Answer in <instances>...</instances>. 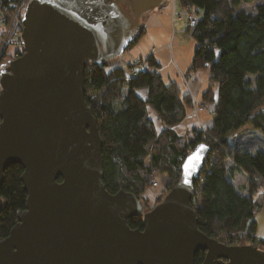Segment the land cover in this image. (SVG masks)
<instances>
[{"label": "water", "instance_id": "1", "mask_svg": "<svg viewBox=\"0 0 264 264\" xmlns=\"http://www.w3.org/2000/svg\"><path fill=\"white\" fill-rule=\"evenodd\" d=\"M165 1L135 0L134 13L125 0L26 3L22 53L0 70V189L17 163L28 196L0 239V264H197L200 250L201 264H264L258 246L228 245L198 227L192 197L211 150L206 143L186 155L177 184L149 211L134 193L105 187L86 65L121 56L142 15ZM135 216L143 229L129 226Z\"/></svg>", "mask_w": 264, "mask_h": 264}, {"label": "trees", "instance_id": "2", "mask_svg": "<svg viewBox=\"0 0 264 264\" xmlns=\"http://www.w3.org/2000/svg\"><path fill=\"white\" fill-rule=\"evenodd\" d=\"M179 1L197 9L198 22L191 32L197 46L188 73L210 69V83L202 97L213 104L212 122L185 134L176 132L175 126L188 115L194 100L179 81L166 80L153 55L129 64L147 62L135 75L111 66L110 61L88 62L85 99L97 118L103 141L104 184L110 193L125 190L143 199L155 174L161 173L170 178L162 193L166 194L177 184L186 155L206 143L211 150L192 197L199 229L228 245L260 248L264 241L255 234L257 204L253 193L260 186L259 180L264 183V0ZM125 3L134 13L135 0ZM144 33L141 22L130 47ZM21 53L22 46L15 53L6 51L4 57L12 60ZM141 89H146L145 96ZM149 109L160 125L150 117ZM248 127L258 130L261 137L239 139L237 134ZM23 172L17 163L4 172L0 239L9 235L18 212L26 208ZM238 173L246 175L248 193L236 184ZM128 224L143 229L142 216L131 218ZM205 255V251H198L195 262L201 264Z\"/></svg>", "mask_w": 264, "mask_h": 264}, {"label": "crops", "instance_id": "3", "mask_svg": "<svg viewBox=\"0 0 264 264\" xmlns=\"http://www.w3.org/2000/svg\"><path fill=\"white\" fill-rule=\"evenodd\" d=\"M170 0L161 6L158 9H153L151 12L148 13L145 20L142 21L145 24V33L142 38L135 43L136 51L133 53L132 48H130L127 52L129 53V57L127 59V63L133 62L141 57H147L149 55H153L155 59L161 64L159 69L162 70L161 72L166 80H177L182 85L184 91L191 93L194 106L199 107L201 111H196L195 109H191L188 115L184 118V120L175 127V130L181 131L189 130L193 126L201 125L205 127L212 122V110L213 104L207 103L205 107H203V103H205L202 94L205 91V87L207 85L206 80L209 78L210 69L203 68L197 71L189 72V68L192 64L195 48L197 46L196 40L193 37H188L184 35V27L186 26V21L184 17H179L174 15V11L178 12L182 9V5L179 0L172 1V4L169 5ZM174 35V37H173ZM180 35V37H178ZM186 38V39H185ZM188 38L193 39L194 41L189 42L188 53L186 54L185 59H179L178 49L183 48V40H188ZM171 46L172 52V60L175 65L171 64L168 65L167 71L164 73V64L162 63V48L164 51L167 50ZM165 54V52H164ZM161 55V56H160ZM166 61L169 60V57L166 56ZM171 60V56H170ZM169 60V61H170ZM119 67V66H118ZM182 78H179V76ZM209 80V79H208ZM202 112L204 115L206 114V118L204 121L200 116L199 113ZM197 114V115H196ZM208 116L211 117L207 118ZM160 125V124H159ZM178 131V132H179ZM257 132L258 130H254L251 128H246L240 130V132ZM183 132V131H182ZM251 136V135H250ZM238 175H244L242 173H238L235 178V182L237 185L241 187V190L244 191V183H245V175L244 178L241 179ZM262 210V211H261ZM255 215L256 220V230L255 234L259 240L264 241V208L261 209Z\"/></svg>", "mask_w": 264, "mask_h": 264}, {"label": "rangeland", "instance_id": "4", "mask_svg": "<svg viewBox=\"0 0 264 264\" xmlns=\"http://www.w3.org/2000/svg\"><path fill=\"white\" fill-rule=\"evenodd\" d=\"M172 1H175V0H170V2H169V5L170 4H172ZM28 2V1H27ZM167 2V0L161 5V6H163L165 3ZM161 6H159V7H161ZM187 5H182V9L180 10V11H178V12H176V11H174V15H176V16H179V17H184V19H185V21H186V26L184 27V35H186V36H188V37H192V34L190 33V28L187 26V17H186V15H185V10H186V7ZM248 8H250V6L248 7ZM154 9H158V7H156V8H154ZM152 11V10H151ZM150 11V12H151ZM149 13V12H148ZM148 13H145L144 15H142V17H141V21H144L145 20V18H146V16L148 15ZM8 22V21H7ZM1 24V23H0ZM9 24L8 23H6V24H1L0 25V31H1V35L3 36V37H5L6 36V34L9 32ZM10 36V35H9ZM173 37H174V35H173ZM178 37H180V35L178 36ZM142 38V37H141ZM140 38V39H141ZM139 39V40H140ZM186 39V38H185ZM185 39L183 40V48H180V49H178V55H179V59H185L186 58V54L188 53V48H189V42L191 41H194L193 39H191V38H188V40H186V42H185ZM138 40V41H139ZM137 41V42H138ZM136 43V42H135ZM17 46H19V45H17ZM21 47V46H20ZM130 48H132V50H133V53L136 51V46H135V44H133L131 47H129L121 56H119V57H117V58H115V59H113V60H110V63H111V66H113V67H123V68H125L126 70H127V72L128 73H131V67H129V64H131V63H134L135 61H133V62H129V63H127V59H128V57H129V53L127 52ZM15 51H16V48H15V46H13V45H9V49H8V52H13V53H15ZM164 52H165V54H164ZM161 54H162V56H161V58H162V63L164 64V73L167 71V68H168V65H171V64H173V65H175V63L173 62V60H172V52H171V46H169V48H167V50L166 51H164V49L162 48V50H161ZM166 56H167V58L169 57V60H170V56H171V60L169 61H167V62H165L167 59H166ZM5 59V60H4ZM8 59V57H2V59H1V61H0V67H1V65H2V62L3 61H6ZM140 59V58H139ZM138 60V59H137ZM139 61H142V60H139ZM7 62H9V61H7ZM6 62V63H7ZM110 66V67H111ZM201 69H203V68H201ZM160 72H163L162 70H160ZM166 74V73H165ZM179 76V78H182V77H180V75H178ZM166 77V76H165ZM167 78V77H166ZM206 83H207V85H206V87H205V89L204 90H206L207 88H208V86H209V80L207 79L206 80ZM139 92L141 93V95L142 96H145L146 95V89H141V90H139ZM190 95H191V93H189ZM192 96V95H191ZM193 98V97H192ZM205 103H203V107H205L206 105H207V103H206V101H204ZM193 109H195V112L197 111H201L200 109H199V107H195V106H193ZM192 109V110H193ZM191 111V110H190ZM149 115H150V117H152V118H154L155 119V121H156V123L159 125V119L157 118V116L154 114V112L152 111V109H149ZM197 115V114H196ZM199 116L204 120V121H207V120H205V118H206V114L204 115L202 112H200L199 113ZM207 118H209V120L211 119V117L210 116H208ZM202 125V124H201ZM201 125H199V127H202ZM175 127H177V126H175ZM194 127H196V126H193V127H191L190 129H193ZM198 127V126H197ZM174 129H176V128H174ZM189 129V130H190ZM188 129L187 130H184V129H182L181 131H179L178 129L176 130V132L177 133H179V134H185L187 131H189ZM179 131V132H178ZM183 131V132H182ZM251 135V136H250ZM261 133L259 132L258 133V135H257V132H239L238 134H237V136H238V138L239 139H244V140H253V139H258L259 137H261ZM156 176H155V178H154V181H156L157 182V185L155 186L154 184H152V186H149V187H147V189L145 190V192L143 193V201H144V203L146 204V207H145V209H146V211H149V210H151V208H153L155 205H157L163 198H164V196L167 194H162V193H164L165 191H164V189H165V186H168V183H169V181H170V178L166 175V174H161V173H157V174H155ZM239 177H241V179H243L244 178V175L242 176V175H238ZM154 183V182H153ZM260 186L261 185H263L262 187L264 188V183H263V181L262 180H259L258 182H257ZM257 184V185H258ZM239 186V185H238ZM258 187V188H256L255 189V193H253V197H254V200L256 201V204H259V205H264V195H263V193H262V191L260 190V188L261 187ZM244 193H248V191H249V184H248V181H247V179H246V175H245V183H244ZM241 188V187H240ZM169 192V191H168ZM159 196H160V199H159ZM262 211V210H261ZM260 248L262 249V250H264V246L263 245H260Z\"/></svg>", "mask_w": 264, "mask_h": 264}, {"label": "built area", "instance_id": "5", "mask_svg": "<svg viewBox=\"0 0 264 264\" xmlns=\"http://www.w3.org/2000/svg\"><path fill=\"white\" fill-rule=\"evenodd\" d=\"M28 0H0V23L9 24V32L5 37L1 35L0 31V61L4 53L8 51L9 45L15 46L16 50L21 46V33L23 29L22 12ZM185 15L187 17V26L190 28V33L195 28L198 22L197 9L193 5H187ZM8 21V22H7ZM0 24V25H1ZM10 35V36H9ZM19 45V46H17ZM147 62L142 60L138 61L131 67V73L135 75L140 68H146ZM155 186L157 182L153 183ZM260 190L264 195V188L260 186ZM264 208V205H256L255 214Z\"/></svg>", "mask_w": 264, "mask_h": 264}, {"label": "flooded vegetation", "instance_id": "6", "mask_svg": "<svg viewBox=\"0 0 264 264\" xmlns=\"http://www.w3.org/2000/svg\"><path fill=\"white\" fill-rule=\"evenodd\" d=\"M4 60H5V59H4ZM9 60H11V59H7L6 61H3L1 67H2L4 64H6V62L9 61ZM1 67H0V70H1Z\"/></svg>", "mask_w": 264, "mask_h": 264}, {"label": "snow or ice", "instance_id": "7", "mask_svg": "<svg viewBox=\"0 0 264 264\" xmlns=\"http://www.w3.org/2000/svg\"><path fill=\"white\" fill-rule=\"evenodd\" d=\"M202 147V146H201Z\"/></svg>", "mask_w": 264, "mask_h": 264}]
</instances>
